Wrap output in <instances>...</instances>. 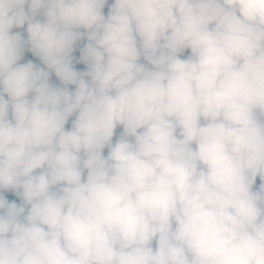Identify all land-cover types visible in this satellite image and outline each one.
<instances>
[{"label": "clouds", "instance_id": "9594fccd", "mask_svg": "<svg viewBox=\"0 0 264 264\" xmlns=\"http://www.w3.org/2000/svg\"><path fill=\"white\" fill-rule=\"evenodd\" d=\"M0 264H264V0H0Z\"/></svg>", "mask_w": 264, "mask_h": 264}]
</instances>
